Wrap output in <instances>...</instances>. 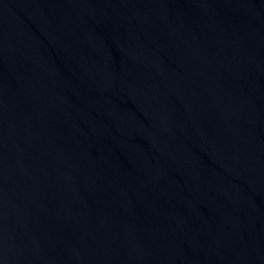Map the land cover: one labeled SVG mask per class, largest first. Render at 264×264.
I'll list each match as a JSON object with an SVG mask.
<instances>
[{"label": "water", "instance_id": "obj_1", "mask_svg": "<svg viewBox=\"0 0 264 264\" xmlns=\"http://www.w3.org/2000/svg\"><path fill=\"white\" fill-rule=\"evenodd\" d=\"M0 264H264V0H0Z\"/></svg>", "mask_w": 264, "mask_h": 264}]
</instances>
